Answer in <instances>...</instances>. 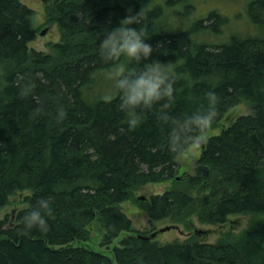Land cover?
<instances>
[{"label": "trees", "instance_id": "16d2710c", "mask_svg": "<svg viewBox=\"0 0 264 264\" xmlns=\"http://www.w3.org/2000/svg\"><path fill=\"white\" fill-rule=\"evenodd\" d=\"M43 1L47 26L58 25L61 36L50 53L28 46L37 34L35 12L22 0H0V211L29 192L27 207L0 219V264H264V218L215 243L162 245L128 235L112 257L83 246L94 222L104 230L103 248L132 232L123 204L137 201L136 191L151 183L171 181L163 194L141 202L151 222L191 227L187 219L195 215L215 226L230 216L264 215V0L247 7L255 31L225 44L196 37L226 22L217 11L188 30L161 32L165 9L188 0ZM129 10L143 13L150 59L172 62L181 74L172 117L189 114L215 91L218 116L204 135L241 101L252 105L251 114L207 140L191 175L179 176L178 159L195 142L170 147L158 105L130 130L118 97L105 102L96 95L97 86L108 87L100 40ZM59 106L67 115L56 123ZM41 196L51 200L49 230L25 232L21 217Z\"/></svg>", "mask_w": 264, "mask_h": 264}, {"label": "rangeland", "instance_id": "374dc122", "mask_svg": "<svg viewBox=\"0 0 264 264\" xmlns=\"http://www.w3.org/2000/svg\"><path fill=\"white\" fill-rule=\"evenodd\" d=\"M251 1L252 0H188L187 2H181L165 9L164 16L159 20L160 29L162 33L182 32L193 27L201 19L205 20L212 11H217L219 16L221 15V17L226 19V22L223 23L220 20L214 28L199 30L196 37L201 42L208 44H225L230 42L236 35L245 37L247 34H251L255 31V27L247 15V7ZM22 3L35 12L32 26L37 31V34L35 40L28 44L29 48L50 53L51 49L49 44L58 43L61 38L58 25L51 27L47 26L46 6L43 0H22ZM204 23L210 24L211 22L204 21ZM44 31H46L45 34H43ZM105 82L107 83V81ZM107 89L108 87L105 86H97L96 95L100 98ZM251 113L252 105L246 101H241L237 106L227 111L217 128L210 129L203 135V141L207 142L209 138L219 135L224 128L229 127L238 117ZM202 152L203 149L197 143H194L179 157L178 160L181 165L179 168V176L193 174L196 161L200 158ZM170 187L171 181L151 183L142 186L136 191L137 201H126L123 204L127 216L132 221V232L122 233L119 238L114 240L109 248H103L101 242L104 236V230L99 222H94L88 228L92 231L91 240L84 243L83 246L95 251L104 252L107 256L112 257L113 248L119 247L120 241L124 237L143 234L150 237L152 233L166 227H171V229L159 233L157 237L152 240L162 245L173 242L184 243L188 240L215 243L221 238L232 239L240 235L247 229L252 219L264 218V215H235L230 216L225 224L213 226L201 223L197 216L194 215L187 219L192 223L191 227H188L184 222L180 223L172 220L151 222L147 213L142 208L141 202L144 201L142 198L150 200L152 196L163 194ZM26 194H29V192H22L16 197L11 198L10 203L0 211V219H4L7 216L12 219L18 210L27 207V204L23 202L24 195ZM196 230H203L205 234L198 237L195 235Z\"/></svg>", "mask_w": 264, "mask_h": 264}, {"label": "clouds", "instance_id": "9594fccd", "mask_svg": "<svg viewBox=\"0 0 264 264\" xmlns=\"http://www.w3.org/2000/svg\"><path fill=\"white\" fill-rule=\"evenodd\" d=\"M142 15V11L129 10L118 25L107 28L100 40L99 55L105 64L103 79L108 83L101 99L111 102L118 97L119 108L130 130L142 123L146 110L158 105L159 118L168 125L170 147L200 143L204 139L202 133L218 116L219 97L209 89L204 93L202 106L182 117L170 115L168 110L175 99L176 81L182 77L174 63L150 59L154 49L147 29L141 24ZM66 115L64 107L59 106L53 119L60 123ZM52 211L49 197L37 198L21 217L23 231L36 229L46 233L49 230L47 217Z\"/></svg>", "mask_w": 264, "mask_h": 264}, {"label": "water", "instance_id": "95a60500", "mask_svg": "<svg viewBox=\"0 0 264 264\" xmlns=\"http://www.w3.org/2000/svg\"><path fill=\"white\" fill-rule=\"evenodd\" d=\"M46 33V31H44L43 32V34H45ZM202 149H204L205 147H206V143L204 142V141H201L200 143H197ZM142 200H145L144 198H142ZM171 229V227H166V228H164V229H161L160 231H157V232H154V233H152V235L150 236V237H144V236H141V235H138V237H142L143 239H154V238H156L157 237V235L159 234V233H163V232H165V231H169ZM202 234H205V232L203 231V230H196L195 231V235L196 236H201Z\"/></svg>", "mask_w": 264, "mask_h": 264}]
</instances>
